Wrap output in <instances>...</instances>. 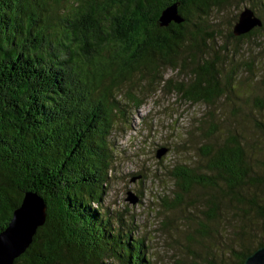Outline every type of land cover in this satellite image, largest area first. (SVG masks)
Masks as SVG:
<instances>
[{
    "label": "trees",
    "instance_id": "obj_1",
    "mask_svg": "<svg viewBox=\"0 0 264 264\" xmlns=\"http://www.w3.org/2000/svg\"><path fill=\"white\" fill-rule=\"evenodd\" d=\"M228 1L0 0V232L26 192L45 204L44 223L13 264H150L145 239L98 207L112 158L108 138L122 113L113 91L129 81L143 93L161 82L192 103L212 106L229 96L231 77L199 57L198 41L211 12ZM172 3L184 21L160 27V13ZM262 28L230 36L241 40ZM162 66L187 71L189 79H163ZM126 98L140 104L130 90ZM263 105L256 100L255 107ZM208 114L211 135L216 116ZM202 155L200 173L186 166L172 171L179 192L170 205L180 206L197 186L210 190L201 203L207 220L229 201L253 212L261 231L232 252L242 264L264 245V175L236 136L204 144Z\"/></svg>",
    "mask_w": 264,
    "mask_h": 264
},
{
    "label": "rangeland",
    "instance_id": "obj_2",
    "mask_svg": "<svg viewBox=\"0 0 264 264\" xmlns=\"http://www.w3.org/2000/svg\"><path fill=\"white\" fill-rule=\"evenodd\" d=\"M245 7L264 20V0H229L211 12L209 27L198 37L199 57L218 64L223 75L231 77L229 96L212 106L192 103L174 90H164L161 82L143 93L129 81L113 91L122 113H117L108 138L112 158L98 207L110 212L113 223L124 225L133 237L145 239L150 264H235L232 252L242 240L261 231L253 212L242 213L230 201L216 219L207 220L201 203L210 190L197 186L184 194L180 206L170 205L179 192L172 171L186 166L200 173L204 144L236 136L244 143L256 174L264 175V105L255 107L256 100L264 102V24L249 38L230 36ZM186 72L178 73L170 66L158 71L163 79L175 81L188 80ZM138 75L135 72L133 82L139 83ZM129 90L138 96V106L127 100ZM211 110L217 128L206 135ZM161 147L168 151L157 158ZM128 192L137 196L136 203L126 200ZM242 225L248 229L244 238Z\"/></svg>",
    "mask_w": 264,
    "mask_h": 264
},
{
    "label": "water",
    "instance_id": "obj_3",
    "mask_svg": "<svg viewBox=\"0 0 264 264\" xmlns=\"http://www.w3.org/2000/svg\"><path fill=\"white\" fill-rule=\"evenodd\" d=\"M178 6L179 3H172L161 11L158 18L160 27H166L171 22L179 24L184 21L178 12ZM261 25V19L255 15L253 10L245 7L239 12L233 24L232 33L234 36H240ZM167 151V147H161L155 155L160 158ZM126 200L134 204L138 198L128 192ZM44 220V202L35 193L26 192L20 206L14 210L9 224L0 232V264H13L14 259L28 247L36 228L42 225ZM242 264H264V245L247 255Z\"/></svg>",
    "mask_w": 264,
    "mask_h": 264
}]
</instances>
